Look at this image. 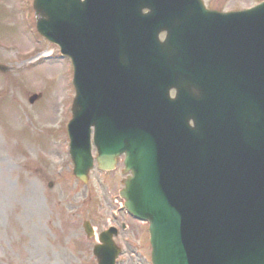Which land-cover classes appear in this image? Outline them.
<instances>
[{
  "label": "water",
  "instance_id": "obj_1",
  "mask_svg": "<svg viewBox=\"0 0 264 264\" xmlns=\"http://www.w3.org/2000/svg\"><path fill=\"white\" fill-rule=\"evenodd\" d=\"M73 3L76 0H72ZM90 2L96 14H104L105 10L110 11L114 18L111 22L118 23L121 19L130 27L131 21L134 19L133 12H137L147 2L153 0H86ZM157 1V0H156ZM201 7L198 0H190ZM167 5H160L158 14L159 20L168 21L166 16L174 14V10L170 9L176 4L174 1L168 0ZM70 0H37L35 7L45 19L38 22V27L42 34H57L58 25H64L63 21L66 17L64 7L69 5ZM38 7V8H37ZM264 8V7H263ZM59 11L58 23H53V19H57L55 12ZM263 9L258 10V12ZM74 12V11H73ZM255 13V12H254ZM66 14V15H64ZM108 12H105L107 15ZM153 13H151L152 15ZM209 14V15H208ZM214 13H203L198 8L191 9L188 16L179 13L177 21L171 27L169 42L175 32L173 41H180L181 37H185L189 43L202 26L206 25V19ZM150 15V16H151ZM157 16V14H156ZM71 17L69 18V20ZM46 20L45 24L42 22ZM50 23L47 24V22ZM226 18L224 21H230ZM169 22V21H168ZM170 23V22H169ZM161 22L158 21V25ZM170 25V24H169ZM183 29L180 31V28ZM228 30H225L227 33ZM130 33H135V29ZM74 37H76L74 35ZM253 38V37H250ZM251 40L256 43L244 50L235 48L231 50L232 56L240 59L241 66L246 63H252L254 66L260 61L264 63V43L260 41V37ZM66 47L74 51L72 45L66 44ZM95 46L90 45L84 48L83 57L88 65H95L102 62L96 58L93 53ZM225 49H222V56L225 55ZM184 54H181L183 57ZM261 64V63H260ZM76 78L80 80V71L75 62ZM257 68V66H256ZM243 72V71H242ZM245 78V77H243ZM254 79V74L251 76ZM81 78L80 83H76L79 100L74 104V119L71 122V130L74 134L71 136L72 148L75 143L82 138V126L77 120L82 115L83 110V90L84 95L87 94L86 89L93 82L92 76ZM85 82V87L84 83ZM86 88V89H85ZM117 99H110L111 104L119 103ZM122 103V102H121ZM123 104V103H122ZM128 104V120H127V139L128 151L126 164L133 173V177L128 183L126 191L122 194L127 200V207L140 217H145L151 222V227L156 225V232L153 233L151 243L153 246V263L154 264H264V115L255 125L248 129V136L240 134L236 147L227 155L222 157L219 151L221 140L218 138L215 129L218 128V118H210L211 123L201 125L196 131L194 144L197 150H206L211 147L209 156L193 158H202L203 164L196 167L198 172L194 174L196 181H210L216 177L223 180V185L214 187V194L209 190L205 197H192L188 201L194 203L192 207H188L185 197L176 196L172 187L171 175H162L160 184L163 192L168 199H163L159 191L150 185H145L147 175H153L155 180H159L162 167L175 169L179 165V160L171 159L170 164H166V158H172L171 152L164 144L145 145L138 143L140 137H147L149 131L145 126L154 124L152 121L153 102L149 94L130 93L127 99ZM102 113L92 112L90 117H94L97 124H110L112 121L106 108L101 109ZM147 114V117L145 114ZM118 119H121L118 114ZM83 121L85 118L83 117ZM116 126H120V122H115ZM209 129L203 133L204 128ZM156 133V132H155ZM203 133V134H202ZM203 135L207 145L198 148L200 142L199 137ZM119 140V133L114 137ZM105 143L104 140L101 141ZM186 151H188V143L184 142ZM118 147L99 148L100 164L102 167H108L114 158ZM166 157V158H165ZM78 167L77 161H75ZM130 164V165H129ZM126 165V166H127ZM238 192L240 196L233 198L227 193ZM206 201L207 204H202ZM213 203V204H212ZM146 214V215H145ZM228 216L230 221L218 227V219ZM218 227V228H217ZM217 228V229H216ZM87 234L91 231L86 228ZM151 232V231H150ZM228 239L230 236H234ZM105 240V239H104ZM98 258V264H111L107 262L103 252L95 251ZM110 257L116 256L115 251H111Z\"/></svg>",
  "mask_w": 264,
  "mask_h": 264
},
{
  "label": "rangeland",
  "instance_id": "obj_2",
  "mask_svg": "<svg viewBox=\"0 0 264 264\" xmlns=\"http://www.w3.org/2000/svg\"><path fill=\"white\" fill-rule=\"evenodd\" d=\"M32 1L0 0V63L14 68V77H0V87L12 78L22 79L26 97L40 92L44 98L28 109L22 96L5 94V90L0 94V260L4 264H22L25 258L28 264H97L92 254L97 235L108 224L116 223L120 235L114 240L122 251L116 264H151L146 226L132 221L123 211L110 217V211L119 205L112 203V195L122 187L119 181L124 174L120 169L108 174L94 169L85 184L73 178L68 162L62 179L54 175L57 164L68 157L62 151L63 138L61 132L41 135L40 127L44 121L57 129L54 126H61L63 120V128L66 126L74 96L68 87L72 74L67 61H51L55 54L37 57L42 51L51 53L54 47L38 35L35 23L31 31L24 23L25 2L30 5ZM261 1L204 0L209 8L223 12L246 9ZM30 11L34 13L32 7ZM31 50L33 55H25ZM41 139L40 146H35ZM23 150H34V162L45 160L48 182H53L54 188L35 186L31 174L17 169ZM42 150L52 153L44 157ZM85 221L95 230L94 238L86 237ZM122 225L125 230H121Z\"/></svg>",
  "mask_w": 264,
  "mask_h": 264
}]
</instances>
